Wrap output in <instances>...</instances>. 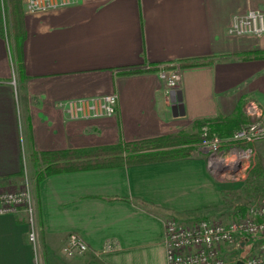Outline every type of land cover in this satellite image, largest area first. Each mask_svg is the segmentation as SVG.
I'll use <instances>...</instances> for the list:
<instances>
[{
  "label": "crops",
  "instance_id": "1",
  "mask_svg": "<svg viewBox=\"0 0 264 264\" xmlns=\"http://www.w3.org/2000/svg\"><path fill=\"white\" fill-rule=\"evenodd\" d=\"M249 10L264 12V0H81L37 14L22 9L26 80L15 77V86L0 27V180L18 182L24 154L42 264H166L163 216L221 206L196 152L61 172L37 189L28 159L191 131L197 122L230 117L243 99L264 107V60L244 59L264 53V34L229 33ZM12 32L9 25L13 50ZM171 63L182 64L176 91H167L156 71L144 70ZM109 95L116 96L112 117L72 119L67 112L70 102ZM71 234L83 239L85 254H62ZM0 264H34L22 213L0 216Z\"/></svg>",
  "mask_w": 264,
  "mask_h": 264
},
{
  "label": "built area",
  "instance_id": "2",
  "mask_svg": "<svg viewBox=\"0 0 264 264\" xmlns=\"http://www.w3.org/2000/svg\"><path fill=\"white\" fill-rule=\"evenodd\" d=\"M81 0H22L23 9L27 14H37L54 11L78 5ZM229 33L237 37L252 36L259 38L264 34V12L249 10L243 16L234 20ZM12 66V64H11ZM146 72L156 71L167 91H176L181 84L182 64L171 63L156 67L146 66ZM15 73L12 67V84L15 86ZM72 119H99L112 117L116 113V96H102L90 99H80L66 105ZM247 117L254 119L241 127L232 137V142L251 144L264 139V111L256 103L247 106ZM227 145V141L210 136L205 127L201 129L200 148L209 157V169L217 171L218 161L235 160V166L249 157L240 151L235 153L230 149L221 156L217 154ZM238 154V155H237ZM217 156L219 160L215 159ZM216 160V162H215ZM23 162L25 156L23 154ZM229 168L230 165H226ZM230 166V167H231ZM24 185L18 192L0 193V216L24 214L28 227V241L33 251V263L42 264L38 242L37 209L34 192L28 182L27 168L24 165ZM162 243L165 249L166 264H227L225 250L229 247H240L251 238H259L256 252L244 259L243 264H264V192L253 204L246 208L244 216L226 223L200 220L190 225L178 222L174 217L162 221ZM243 240V242H241ZM87 252V246L82 238L71 234L68 236L62 254L67 258L81 256ZM236 261V262H237Z\"/></svg>",
  "mask_w": 264,
  "mask_h": 264
},
{
  "label": "trees",
  "instance_id": "3",
  "mask_svg": "<svg viewBox=\"0 0 264 264\" xmlns=\"http://www.w3.org/2000/svg\"><path fill=\"white\" fill-rule=\"evenodd\" d=\"M22 0H0V27L2 36L11 42V38L7 29L9 25L12 27V41L14 49H11L10 43L7 42L9 50V58L18 81H25L26 77L23 70L21 45L23 40L22 32ZM7 27L3 25L5 21ZM14 51V53H12ZM251 56V55H250ZM244 59L264 60V53L253 54L252 57ZM199 63L183 64L184 67L199 66ZM248 99H243L239 102L235 112L226 119H217L209 121L213 131L222 138H227L231 133L238 128L243 121V112ZM205 124V121L194 124L191 131L174 134L168 137L143 141L138 143H128L124 146H117L107 149H94L89 151L77 152H59V153H32L29 156V164L33 171V178L36 189L38 184L45 177L61 173L74 172L85 169H94L100 167H111L120 165H139L156 162H164L182 159L190 156L195 152L196 145L201 140L200 129ZM254 189H257L264 184V175L261 169L257 168L253 172ZM22 173L17 177L21 179ZM252 177V178H253ZM5 179H1L0 183ZM251 180V179H250ZM248 186V185H247ZM107 200H115L113 198ZM239 216H244L246 209L239 208L236 211ZM234 213V216L237 214Z\"/></svg>",
  "mask_w": 264,
  "mask_h": 264
},
{
  "label": "rangeland",
  "instance_id": "4",
  "mask_svg": "<svg viewBox=\"0 0 264 264\" xmlns=\"http://www.w3.org/2000/svg\"><path fill=\"white\" fill-rule=\"evenodd\" d=\"M21 7L23 9V3L21 4ZM3 25L7 27L6 18L5 21H3ZM9 31V28L7 29V32ZM10 43L6 39V43ZM12 46V43H10ZM250 103H256L261 108V110L264 111V107L259 104L257 101L253 99H248L244 112H243V121L238 126L236 130H234L231 135L227 138H222L221 136L217 135L215 131L212 130L209 121H205V124L203 127H205L208 131V134L210 136H215L216 138H221L223 141H227V145L224 146L221 151L217 154V156H221L224 153H228L230 149H234L235 153H238L240 151L248 152L246 153L249 155L248 159L244 162H242L240 165L235 163V166H231L234 164L235 160H231L228 158L227 160L218 161L219 163L217 168V171H212L209 169V155L204 153V150L200 148L201 140L195 147V152L199 153L201 156H203L206 164L207 171L209 175L212 177V179L215 181V184L217 186V189L219 190L220 197H221V203H219L221 206L219 207H209L204 210H196L193 213H187L186 215H177V214H166L163 216L162 221L169 217H174L178 222H181L185 225H190L193 222H197L200 220H207L209 222H231L237 219L240 212L237 213V209L239 208H247L249 205L255 203L263 194L264 192V184H262L258 190L254 189V182L253 179L256 180L257 176L253 177V172L257 170V168L261 169L264 175V139L255 141L251 144H246L243 142H232L231 139L233 135L244 125L254 122V119H249L247 117V106ZM202 127V128H203ZM201 128V129H202ZM200 129V134H201ZM22 143V142H21ZM230 152V151H229ZM238 155V154H237ZM217 156L215 159L219 160ZM26 158L25 163L23 164L26 166ZM216 162V160H215ZM230 165L229 168L226 165ZM24 167V166H23ZM27 167V166H26ZM25 171L29 175V169L26 168ZM22 177L21 179L17 180L18 182H5L0 183V193H12V192H18L22 188V185H24V168L21 170ZM253 177V178H252ZM251 179V180H250ZM28 182L31 187L32 180L30 175L28 176ZM248 185V186H247ZM34 192V191H33ZM35 198V197H34ZM35 204H36V199ZM37 209V206H36ZM234 213H237L234 216ZM38 220V217H37ZM162 223V222H161ZM163 227V224H162ZM243 242V240L241 241ZM260 242V239L257 238H251L248 241H245L243 243V246L240 247H229L225 250L226 252V263L227 264H236L237 260H244L250 256H252L257 249V246ZM237 261V262H236Z\"/></svg>",
  "mask_w": 264,
  "mask_h": 264
},
{
  "label": "water",
  "instance_id": "5",
  "mask_svg": "<svg viewBox=\"0 0 264 264\" xmlns=\"http://www.w3.org/2000/svg\"><path fill=\"white\" fill-rule=\"evenodd\" d=\"M172 108H175V107L172 106ZM242 246H243V244H242ZM236 264H243V262L242 261H238Z\"/></svg>",
  "mask_w": 264,
  "mask_h": 264
}]
</instances>
